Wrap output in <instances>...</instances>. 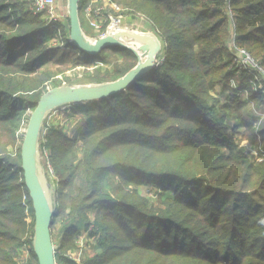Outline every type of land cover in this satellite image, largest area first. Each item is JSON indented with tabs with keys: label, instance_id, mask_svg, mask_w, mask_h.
I'll list each match as a JSON object with an SVG mask.
<instances>
[{
	"label": "trees",
	"instance_id": "trees-1",
	"mask_svg": "<svg viewBox=\"0 0 264 264\" xmlns=\"http://www.w3.org/2000/svg\"><path fill=\"white\" fill-rule=\"evenodd\" d=\"M111 1L143 15L162 43V61L122 92L67 104L75 114L97 113L79 139L45 122L39 150L53 171L46 169L54 191L51 227L60 223L56 263L264 264V159L233 140L241 127L264 150V117L231 93V81L263 111L264 97L233 66L228 47L234 36L264 69V0ZM43 27L29 0H0V264H19L24 244L38 264L21 129L46 86L61 84L60 70L41 66L73 56L86 69L94 58L75 52L67 38V50L51 51ZM115 48L122 62L111 70L95 67L85 79L110 82L134 67L136 56ZM141 185L172 196L153 203L138 191ZM81 228L95 245L77 262L67 254L76 250Z\"/></svg>",
	"mask_w": 264,
	"mask_h": 264
},
{
	"label": "water",
	"instance_id": "water-1",
	"mask_svg": "<svg viewBox=\"0 0 264 264\" xmlns=\"http://www.w3.org/2000/svg\"><path fill=\"white\" fill-rule=\"evenodd\" d=\"M78 2L79 0H67L69 43L75 50L88 56H97L108 47L128 49V44H132L140 54L135 53L136 65L114 81L95 85H61L46 90L30 113L20 146V159L24 185L33 210L32 250L38 264H55V247L51 238V220L55 210L54 191L51 193L53 187L42 183L37 166V142L45 115L51 108L60 105L98 101L126 90L135 80L156 67V58L161 50L160 41L150 33L121 30L94 40L87 38L80 25ZM141 44L147 49L145 55V48Z\"/></svg>",
	"mask_w": 264,
	"mask_h": 264
},
{
	"label": "rangeland",
	"instance_id": "rangeland-1",
	"mask_svg": "<svg viewBox=\"0 0 264 264\" xmlns=\"http://www.w3.org/2000/svg\"><path fill=\"white\" fill-rule=\"evenodd\" d=\"M60 3H61L62 7L59 5V2L57 0L58 13L61 15V22L59 24V27L46 29L44 31L48 35L44 40L45 45L51 51H56V52L57 51L63 52L62 50H67L65 42L67 41L66 38H68V36H69V21H68V16H67V0H62ZM116 12L118 13L119 18L118 19L113 18V20L115 21L114 23L118 24V27L121 30L136 31V32H141V33H150V34H153L157 37V35L154 32V30L152 29V27L148 23L144 22L145 20L143 21V19H144L143 15H141L140 13L131 12L130 10L124 9L123 7H120V6H118L117 11H114V10L111 11L112 14H115ZM78 15H79V21H80V25H81V28H82L84 35L87 38L94 40L95 39L94 34H93V36H91V34L94 33L95 31L88 26V24L86 23V21L84 19L83 14L80 11H78ZM108 20H110V19H108ZM157 39L159 40L158 37H157ZM127 43H133V42H127ZM136 44H138V43H136ZM138 45H140V44H138ZM128 46L130 47V48H128V50H130L134 55H135V53L140 54L139 51L133 47L132 44H128ZM141 46L143 48H145V45L141 44ZM161 46H162V43H161ZM115 47L116 46L108 47V48L104 49L101 53H99L97 56H93L94 58H92V61H91L92 63L89 64L88 65L89 67H87L86 69H84V66L80 65L81 60H78L76 57H73V56H71L69 60H65L61 63L56 59V56H54L51 59H49L48 61H46V63L43 64L41 66V68L42 69H49V70L54 71V72L60 70L61 72L59 74H57V76H55L58 80L61 81V84L59 86H61V85L102 84V82L91 81L88 78L87 79L89 80V82H87V79H85L86 76L84 77V73L85 72H92L95 67H99L101 69H110L111 70L112 65L114 63H116V62L121 63L122 62L121 60H123V57L121 55V52L115 51L116 50ZM72 48L70 47V49H72ZM120 48H123V47H120ZM73 50H74V48H73ZM146 50L147 49L145 48L144 49V55L146 53ZM75 52H77V50ZM78 54L79 53H75V56H77L79 58ZM136 63H137V57H136ZM136 63H135V65H136ZM103 83H105V82H103ZM46 88H47V90H49L53 87H51V85L48 84L46 86ZM249 107H250V105H249ZM259 108L261 109L262 107H259ZM30 113H31V111L28 110L27 111L28 118L30 116ZM95 116H97V113H92V114L77 113V114H75L66 105H63V106L60 105V106L51 108L49 110V112L45 115V118H44L43 123L41 125V129H40V133H39V139L41 138V136L43 135V133L45 131V125H46L45 122L51 123V124L54 123L59 128H62L64 130L67 138L70 139V138H73L74 136H76L79 139V131L82 128V126H84L85 122H87L89 119H91ZM26 125H27V123L25 124V127L21 130L22 131V133H21L22 137H21V141H20V146H21V142L23 139L24 131L26 129ZM80 126H81V128H80ZM39 139L37 142L38 143L37 144V166H38L39 171H40L41 181L43 184L48 183V185L50 184L52 186L51 179L49 178V176L47 175V172H46V169H47L48 173L51 174L49 171L50 166L46 162L48 159L44 155H41V153H40V150H39L40 141H39ZM233 140L239 148H243L245 154L255 155V156L261 155V158H255L258 161H261L264 159V153H263L264 151L260 153V152H258V149H257L260 142H258L256 145H252V143H250V141L248 139V134L245 133L243 128H241V127L239 128V131H237V135L233 136ZM76 143L80 144V142L78 140ZM50 189H52V188H50ZM138 191L142 195L149 198V200L153 203H155L156 200L160 196H166V195L172 196L170 191H163L161 193V191L156 189V187H154V186H148L147 187L145 185H141L138 188ZM50 192L52 193L53 190H51ZM94 215H95V212L89 213L90 218L87 221L88 230H90V228H91L90 224L93 222ZM32 222L34 223V218H33ZM59 228H60V223H59V219H57L51 227L52 242H53V245L55 247V251L57 248V244H56L55 239L57 237V233H58ZM32 232H33V229H32ZM87 235H88V231H86V229L84 230L83 228H81V234L79 235L78 239L75 240L76 250L71 252L70 254H67L68 256L75 257L77 262H79L82 259V257L85 256V254L93 252L92 246L95 245L92 242L93 237L88 238ZM81 237H83L82 240L79 239ZM19 257H20L19 262H23L24 264H33V262L30 261L31 255H29V252H27V257L23 256V253ZM25 259H26V261H25ZM55 264H57L56 260H55Z\"/></svg>",
	"mask_w": 264,
	"mask_h": 264
},
{
	"label": "built area",
	"instance_id": "built-area-1",
	"mask_svg": "<svg viewBox=\"0 0 264 264\" xmlns=\"http://www.w3.org/2000/svg\"><path fill=\"white\" fill-rule=\"evenodd\" d=\"M30 10L35 15H39L41 20L44 22L43 29H50L54 27H59L61 22V15L58 13L57 0H29ZM80 3L79 11L83 14L84 19L88 26L95 31V39L109 35L115 31H121L117 23L113 18H119L118 13L112 14L111 11H117L118 5L111 0H79ZM110 19V20H108ZM59 29V28H58ZM69 42V36H68ZM228 47L232 52V64L236 68L244 70L248 75V83L250 84L251 90L264 97V69L259 65V63L243 48L237 47L234 42V36L228 42ZM162 61V58H156V66ZM231 93L240 95L244 98L250 105L252 113L259 117L261 120L264 117V111L260 108H255L254 102L249 99L247 89L243 85H237L233 81L230 84ZM230 92V91H229ZM260 121L254 124V131L257 133ZM22 130V129H21ZM258 152H263L261 145L259 143ZM44 155L47 153L44 150ZM264 153V152H263ZM47 158V157H46ZM261 158V155L258 156ZM47 164L48 160L46 161ZM50 166V165H49ZM50 173L53 175L52 168H49ZM23 204L25 202V196L22 198ZM25 205V204H24ZM25 214L27 215V206L25 205ZM27 222H30V218H26ZM32 237L31 236V247H32ZM80 240L83 237L79 238ZM79 241V240H78ZM80 242V241H79ZM27 252H29V246L24 244L23 246V256L27 257ZM76 260L75 257L69 256ZM26 261V259H25ZM19 264H24L19 262Z\"/></svg>",
	"mask_w": 264,
	"mask_h": 264
},
{
	"label": "crops",
	"instance_id": "crops-1",
	"mask_svg": "<svg viewBox=\"0 0 264 264\" xmlns=\"http://www.w3.org/2000/svg\"><path fill=\"white\" fill-rule=\"evenodd\" d=\"M61 1H62V0H58L60 6H61V3H60ZM61 7H62V6H61ZM93 34H94V36H95V32L92 33L91 36H93ZM80 128H81V126H80Z\"/></svg>",
	"mask_w": 264,
	"mask_h": 264
},
{
	"label": "bare ground",
	"instance_id": "bare-ground-1",
	"mask_svg": "<svg viewBox=\"0 0 264 264\" xmlns=\"http://www.w3.org/2000/svg\"><path fill=\"white\" fill-rule=\"evenodd\" d=\"M147 51V50H146Z\"/></svg>",
	"mask_w": 264,
	"mask_h": 264
}]
</instances>
